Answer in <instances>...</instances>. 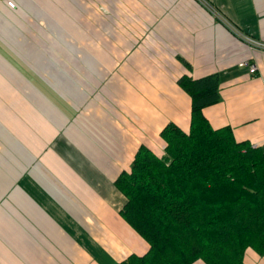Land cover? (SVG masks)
<instances>
[{"label":"crops","instance_id":"1","mask_svg":"<svg viewBox=\"0 0 264 264\" xmlns=\"http://www.w3.org/2000/svg\"><path fill=\"white\" fill-rule=\"evenodd\" d=\"M15 1L0 0V264H115L149 248L115 180L141 144L164 151L167 123L190 127L185 73L219 72L204 114L264 145V50L243 36L264 42V0ZM244 261L264 254L249 246Z\"/></svg>","mask_w":264,"mask_h":264},{"label":"trees","instance_id":"2","mask_svg":"<svg viewBox=\"0 0 264 264\" xmlns=\"http://www.w3.org/2000/svg\"><path fill=\"white\" fill-rule=\"evenodd\" d=\"M179 83L192 98L190 127L167 123L164 151L141 144L115 180L121 215L149 242L115 264H246L249 246L264 254V145L204 114L221 100L219 72Z\"/></svg>","mask_w":264,"mask_h":264},{"label":"rangeland","instance_id":"3","mask_svg":"<svg viewBox=\"0 0 264 264\" xmlns=\"http://www.w3.org/2000/svg\"><path fill=\"white\" fill-rule=\"evenodd\" d=\"M66 60L68 64L66 65L68 68L67 70L68 82L78 85V58L77 57L72 58L68 56Z\"/></svg>","mask_w":264,"mask_h":264},{"label":"built area","instance_id":"4","mask_svg":"<svg viewBox=\"0 0 264 264\" xmlns=\"http://www.w3.org/2000/svg\"><path fill=\"white\" fill-rule=\"evenodd\" d=\"M8 6L12 7V8H15L17 6V3L15 0H4ZM233 27V26H232ZM234 28V27H233ZM235 29V28H234ZM237 31V30H236ZM254 47H257V48H260V49H263L264 50V42L262 41H259V40H256V39H253L249 36H245L243 35ZM244 62H242L243 64ZM257 69V65L256 64H250V71L251 72H254L256 71Z\"/></svg>","mask_w":264,"mask_h":264}]
</instances>
